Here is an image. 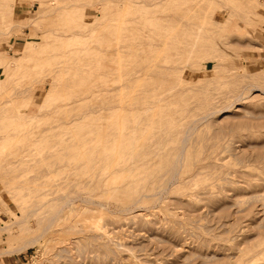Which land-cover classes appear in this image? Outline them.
<instances>
[{
    "label": "rangeland",
    "instance_id": "obj_1",
    "mask_svg": "<svg viewBox=\"0 0 264 264\" xmlns=\"http://www.w3.org/2000/svg\"><path fill=\"white\" fill-rule=\"evenodd\" d=\"M18 1L0 0V56L8 61L25 57L14 74L0 68V86L6 95L16 93L11 102L0 97V108H7L0 113V264H239L238 259L264 238L254 228L264 214V198L260 200L264 173L254 160L242 163L247 151H264V92L248 85L256 82L264 88V0H31V11L15 16ZM190 20L201 24L203 33L180 26ZM140 30H151L173 43L188 37L196 44L195 64L183 73L194 88L166 97L150 112L146 122L150 131L144 140L150 136L153 142H161L150 168L155 174L126 187L115 168L126 163L119 152L126 138L119 136V130L120 126L124 133L130 130V115L114 108L93 112L91 107L115 102L119 75L129 69L127 64L135 59L131 47L144 34ZM62 61L68 71L51 70ZM51 78L57 90L49 98ZM241 89L245 97L236 101ZM118 93L124 101L131 95L128 89ZM214 109L218 111L209 114ZM189 124L200 127L191 128L194 136L189 138L179 178L171 179L165 172L167 164ZM115 185L121 189L114 190ZM136 187L151 196L135 201L131 191ZM260 191L258 201L253 193ZM60 192L75 201L40 240L24 245L43 232L52 211L68 198L65 195L63 200ZM236 198L242 199L240 206L222 209ZM252 205L257 212L246 214ZM240 208L245 211H236ZM18 218L26 219L14 225L17 230L1 228ZM106 242L118 253L109 257ZM219 256L224 257L216 259ZM249 264H264V255Z\"/></svg>",
    "mask_w": 264,
    "mask_h": 264
},
{
    "label": "bare ground",
    "instance_id": "obj_2",
    "mask_svg": "<svg viewBox=\"0 0 264 264\" xmlns=\"http://www.w3.org/2000/svg\"><path fill=\"white\" fill-rule=\"evenodd\" d=\"M202 2V1H201ZM199 5V4H198ZM197 5V6H198ZM108 7V6H107ZM59 7H57L58 9ZM196 8V7H195ZM210 8V7H209ZM203 9V8H202ZM201 9V10H202ZM38 10V9H37ZM194 10V9H193ZM199 10V11H201ZM209 11V10H208ZM203 12V11H202ZM180 13V12H179ZM205 13H208V12H205ZM102 14L105 16L107 13L105 12H102ZM196 14V13H195ZM202 14V13H201ZM189 16V15H188ZM195 16V15H194ZM207 16V15H205ZM170 17V16H169ZM168 17V18H169ZM187 17V16H186ZM202 17V16H201ZM172 19V18H170ZM205 19V18H204ZM179 20V19H178ZM176 21V20H175ZM174 22V21H173ZM177 22V21H176ZM217 23V22H216ZM215 23V24H216ZM175 24V23H173ZM183 27V29H192V28H197L199 29L198 31V34L201 33L203 31V27L200 25H197V23H193L190 21H186L185 23H180ZM204 24V23H203ZM23 25V24H22ZM169 25V24H168ZM179 25V24H178ZM24 26V25H23ZM224 26V25H223ZM177 27V26H176ZM180 28V27H179ZM207 28V27H205ZM211 29H212V26H211ZM214 29V27H213ZM218 29V28H217ZM133 30V29H132ZM172 30V29H171ZM219 30V29H218ZM140 31H143L141 33H144L143 36L141 37H138V39L133 43L132 47H131V50L133 48V50L131 51L132 55H134L135 59L133 61H131L129 64L128 67L129 69H127L125 72L121 73L118 77L119 81H123V82H119V86H117L116 90L117 92L114 93L113 95V98L115 99V102L112 104V105H108L106 106L105 104H103L102 102L99 103L100 105L97 106V107H91V111H97L98 109H111V108H114V109H117L120 111V114H125V111L127 110L128 111V114L130 115V121H131V127H130V130L128 132H125L124 133V127H121L120 126V130H119V136H121L122 139L126 138L125 140V145L121 144L120 146V149H119V152L120 154L122 155V157H126V160H123L124 162H126L125 164H123L120 168L116 167L115 168V171H118L120 170V173L122 174L119 175V177L121 176V178L123 177V180H124V185H126V187L128 186H131L133 187L134 186V183H139L140 181H146L148 180L149 178L152 177V174H155L154 171L150 170L151 166L153 164H155L156 162V156L160 154V151H161V142L160 141H155L153 142L152 140L147 139V142L144 140L146 137H147V134L149 133V124H147L146 122L149 120L148 119V116L150 114V112L152 110H156V108L160 105V102L162 100H165L166 97L170 98V97H174V96H177V95H182L186 90L188 89H193L194 86L193 85H188L186 80H185V74L184 71H186V69L190 68L191 66H194L195 64V61L193 60L195 54L193 53L195 48H194V45H192V42L190 41V39H188V37L186 38L187 40H179L177 43H173V42H170V39L169 38H165V39H162V36H156L153 34V32L151 30H140ZM189 31V30H188ZM192 31V30H191ZM215 31V30H213ZM217 31V30H216ZM179 32V31H178ZM182 32V31H181ZM193 32V31H192ZM203 33V32H202ZM213 33H216V32H213ZM218 33V32H217ZM254 33V32H253ZM133 34V33H132ZM179 35V33H177ZM189 34V33H188ZM187 34V35H188ZM211 34V33H210ZM205 35V34H204ZM208 35V33L206 34ZM212 35V34H211ZM169 36V35H167ZM179 36H182V33L179 35ZM119 37V36H118ZM165 37V36H164ZM199 37V35H198ZM182 38V37H181ZM179 38V39H181ZM215 38V37H214ZM198 39V38H197ZM123 40V39H122ZM216 40V39H215ZM91 42V41H90ZM130 43V42H129ZM218 44V43H217ZM220 44V42H219ZM243 44V43H242ZM170 45H173L172 47ZM87 46V45H86ZM122 46V45H121ZM88 47V46H87ZM196 47V46H195ZM205 47V46H204ZM87 49V48H85ZM207 49V48H206ZM216 49V48H215ZM82 50V49H81ZM119 50V49H118ZM124 50V49H123ZM25 51V50H24ZM127 51V50H126ZM128 52V51H127ZM24 54H22L20 56V61H8V60H5L4 57H1L0 58V63H1V66L0 68H3V71L6 70L10 73H15L20 69V67H18L19 65V62H21L23 59H25V57L23 56ZM26 56V55H25ZM125 56V55H124ZM75 60L77 58H74ZM233 59V58H232ZM66 60V59H65ZM127 60V59H125ZM124 60V61H125ZM236 61V60H235ZM59 62V61H58ZM226 63V62H225ZM250 63L252 62H249L248 65L250 66ZM220 64V63H219ZM229 64V62H228ZM227 64V66H228ZM231 64V63H230ZM234 64V62H233ZM231 64V66L233 65ZM67 65V63H65V61H62V63H58L56 66H54L53 68H51L52 71H58V70H62V69H65V66ZM120 65H124V63H120ZM218 65V64H216ZM11 66L13 67L12 70H11ZM221 66V65H219ZM234 66V65H233ZM245 66V65H244ZM230 67V66H229ZM196 68V67H195ZM223 68V67H222ZM227 68V67H226ZM225 68V69H226ZM14 69V70H13ZM231 69V67H230ZM236 69V68H235ZM68 71V69H65ZM70 70V69H69ZM121 70V68H120ZM118 70V71H120ZM229 70V69H228ZM239 70V69H238ZM88 71V70H87ZM219 71H222V70H219ZM218 71V72H219ZM231 71V70H229ZM121 72V71H120ZM236 72V71H235ZM246 72V71H245ZM216 74V73H215ZM226 74V73H225ZM235 74V73H234ZM238 74V73H237ZM241 74V73H240ZM170 76H175L174 79L170 82L171 84L167 87H164V88H161V84H163L164 81H166L167 79H169ZM200 77V76H199ZM54 78V77H53ZM208 78V77H207ZM234 78V77H233ZM230 79V78H229ZM143 80H146L145 82H143ZM198 80V79H197ZM213 80V79H212ZM55 81V80H54ZM53 79L51 78L50 80V83H51V90L49 91V94H48V97L50 98V96H52L54 93H55V90H57V85H56V82H54ZM209 81V80H208ZM234 82V81H233ZM203 84V83H202ZM95 85V84H94ZM217 85V84H215ZM248 85H254L252 87L256 89V87H258L260 90H262V92H264V88L261 87L259 85V83H256V82H250ZM245 86V85H243ZM242 86V87H243ZM92 87V85H91ZM200 87H202L200 85ZM212 87H214L212 85ZM247 86H245L246 88ZM215 88V87H214ZM125 89H128L129 90V94L130 95V92H131V95L130 97L128 98L127 101H124L123 98L119 95L118 96V91L121 92ZM213 89V88H212ZM254 89V90H255ZM115 90V91H116ZM230 90V89H229ZM239 90V89H238ZM10 92V91H9ZM15 92V91H14ZM12 91V94L9 93V95H6V90L3 86H0V97H2V100L4 102H11V101H14V95L16 93H14ZM17 92V91H16ZM213 92V91H212ZM217 93V91H215ZM243 92L244 90L241 89V91L239 93H237V95L235 97H237L238 99L236 101H240V99H242L243 97H245L243 95ZM20 92L18 91L17 94H19ZM22 93V92H21ZM229 93V92H228ZM235 95V94H234ZM254 95V94H253ZM257 95V94H256ZM6 96V97H5ZM46 96V95H45ZM91 96V95H90ZM249 96V95H248ZM126 97V96H125ZM264 97V95H263ZM247 99H249V97H247ZM256 99V97H255ZM261 99V98H260ZM105 100V99H104ZM201 100V99H200ZM253 100V99H252ZM48 101V100H47ZM235 100H233V103L234 104L236 102ZM218 102V101H216ZM200 103V102H199ZM198 104V103H197ZM215 105V104H214ZM220 105V104H219ZM222 105V104H221ZM231 105V104H230ZM178 106V105H177ZM193 106V105H192ZM210 106V105H209ZM191 107V106H190ZM189 107V108H190ZM215 107V106H214ZM223 107V106H222ZM225 107V106H224ZM223 107V108H224ZM231 107V106H230ZM239 107V106H238ZM244 107V106H243ZM97 108V109H96ZM165 108V107H164ZM192 108V107H191ZM229 108V106H228ZM237 108V107H236ZM96 109V110H95ZM246 108H244L245 110ZM7 110V108H4L3 106L0 108V113L2 112H5ZM208 110V109H207ZM221 110V109H219ZM223 110V109H222ZM218 111L217 109H214L212 110L211 112H209V114L211 113H214ZM240 111V110H239ZM90 113V111H88ZM157 112V111H155ZM19 113V111H18ZM175 114V113H173ZM156 115V114H155ZM207 115V114H206ZM227 115V114H226ZM232 115V114H231ZM243 115V114H242ZM240 115V117L242 116ZM205 116V115H203ZM203 116H200V117H203ZM208 116V115H207ZM213 116V115H211ZM244 116V115H243ZM229 117V116H228ZM227 117V118H228ZM238 117V115H237ZM246 117V115H245ZM195 118V117H194ZM197 119V118H196ZM196 119H193V120H196ZM208 119V118H207ZM205 120H206V116H205ZM210 120V119H209ZM208 120V121H209ZM222 120V119H220ZM191 121V120H190ZM206 121V122H208ZM189 122V121H188ZM210 122V121H209ZM208 122V123H209ZM239 122V121H238ZM192 123V122H191ZM232 123V122H231ZM234 123V122H233ZM211 124V123H210ZM217 124V123H216ZM222 124V123H221ZM239 125V123H237ZM236 124V125H237ZM246 124V123H245ZM253 124V123H252ZM256 125L259 124V123H255ZM122 125V124H121ZM190 125V124H189ZM197 125V124H196ZM202 125V124H201ZM219 125V123H218ZM237 125V126H238ZM223 126V125H222ZM220 126V127H222ZM233 126V125H232ZM195 128L197 127H200L199 125H197V127L194 125ZM190 125V127L188 126V128L185 130V133L181 139V142L179 144H177L176 146V149H175V152H174V156L170 159V161L168 162L167 164V169H166V173L169 174V177H171V179H174V178H179L177 177L179 175V172H180V168L182 167V163H183V158L185 157V152H186V147L188 145V141H189V138L190 136H194L193 135V132L191 133V128H194ZM235 127V125H234ZM259 127V126H258ZM194 128V129H195ZM232 128V127H231ZM238 128V127H237ZM161 129V128H160ZM203 129V128H202ZM259 129V128H258ZM149 130V131H147ZM159 130V129H158ZM196 130V129H195ZM217 130H220L217 128ZM221 130H225L224 127L221 128ZM220 130V131H221ZM250 130V129H249ZM232 131V130H231ZM155 133V132H154ZM161 133V132H160ZM206 133V132H205ZM235 133H238V132H235ZM234 133V134H235ZM248 135V134H247ZM154 136V135H153ZM158 135H156L157 137ZM207 136H208V133H207ZM222 136V135H221ZM197 137V136H196ZM194 137V138H196ZM211 137V136H210ZM193 138V137H192ZM213 138V137H212ZM205 139V138H204ZM209 139V137H208ZM111 140V139H110ZM154 140V139H153ZM195 140V139H194ZM193 140V141H194ZM204 142V141H203ZM206 142V141H205ZM218 142V140H217ZM191 143V142H190ZM200 143V142H199ZM207 143H208V140H207ZM214 144V142H213ZM252 144V143H251ZM249 145V147H254V146H257V144H255L254 146L253 145ZM261 144V143H260ZM194 145V144H193ZM198 145V144H197ZM196 145V146H197ZM205 145V144H204ZM208 145V144H207ZM220 146V144H219ZM260 146V145H259ZM200 147V146H199ZM206 147V146H205ZM247 147V146H246ZM258 147V146H257ZM262 147H264V143L262 144ZM255 148V147H254ZM261 149V148H260ZM39 150V149H37ZM32 151V150H31ZM205 151V150H204ZM243 151V150H242ZM241 151V152H242ZM263 151V150H261ZM38 152V151H37ZM40 152V151H39ZM127 152L129 155H127ZM237 153V152H236ZM211 154V153H210ZM209 154V155H210ZM238 154V153H237ZM26 156V155H25ZM208 157V155L206 156ZM205 157V158H206ZM23 158V157H22ZM21 158V159H22ZM28 158L30 159V157L28 156ZM201 158V157H200ZM199 156L197 158H195V165L198 164V161H199ZM243 158V159H242ZM242 163L246 162V161H252L254 160L255 162L254 163H257L259 165V167L262 168V171L264 173V151L263 152H256L255 150L254 151H250V152H246L243 156H242ZM25 159V158H24ZM26 160H28L26 158ZM44 160V159H43ZM241 161V160H240ZM22 162V160H21ZM182 162V163H181ZM208 162H211V161H208ZM29 163V162H28ZM203 163V162H202ZM26 164V163H25ZM213 164V163H211ZM246 164V163H244ZM250 164V163H249ZM256 164V165H257ZM243 165V164H242ZM208 166V165H206ZM205 166V167H206ZM223 166V165H221ZM195 168V167H194ZM215 168V167H214ZM198 170V169H197ZM211 170V168L209 169ZM220 170V169H219ZM95 171V170H94ZM100 172V171H99ZM98 172V175H95L96 177L99 176V173ZM165 172L163 174H158L159 177H162ZM203 172V171H202ZM199 173V172H198ZM215 173V172H214ZM243 173V172H242ZM246 173V172H245ZM244 173V174H245ZM37 174V173H36ZM67 174V173H66ZM196 174V173H195ZM193 175V177L195 178L196 175ZM231 174V173H230ZM233 174V173H232ZM247 174V173H246ZM245 174V175H246ZM39 175V174H38ZM248 175V174H247ZM40 176V175H39ZM94 176V174H93ZM205 176V175H204ZM217 176V175H216ZM220 176V175H218ZM239 176V175H238ZM250 176H253L254 177V174L252 175L250 173ZM258 176V175H256ZM156 177H157V174H156ZM155 177V178H156ZM214 177V176H213ZM229 177V176H228ZM65 178V177H64ZM201 178V177H200ZM218 178V177H216ZM225 178V177H224ZM244 178V177H242ZM263 178V177H262ZM227 179V178H226ZM232 179V178H231ZM120 180V179H119ZM177 180V179H176ZM193 180V179H192ZM229 181V179H227ZM256 180V178H255ZM164 181V180H163ZM171 181V180H170ZM215 181V180H214ZM26 182V180H25ZM34 182V181H33ZM122 182V181H120ZM119 182V183H120ZM242 182V181H241ZM244 182V181H243ZM37 183V182H36ZM75 183V182H74ZM78 183V182H77ZM230 183V182H229ZM238 183V182H237ZM247 183V182H246ZM26 184V183H25ZM86 184V183H85ZM89 184V182H88ZM87 184V185H88ZM121 184V183H120ZM242 184V183H241ZM248 184V183H247ZM28 185V184H27ZM40 185V184H39ZM58 185V184H57ZM123 185V186H124ZM74 186V185H73ZM116 187H114L116 191H118L119 189H121V185H115ZM241 186V185H240ZM75 187V186H74ZM73 187V188H74ZM36 188V187H35ZM54 188H55V184H54ZM165 188V187H163ZM67 189V188H66ZM68 189H70L68 187ZM67 189V190H68ZM167 189V188H166ZM238 189V188H237ZM37 191H39L38 189H36ZM52 190V189H51ZM161 190V189H160ZM163 190V189H162ZM34 191V190H32ZM36 191V192H37ZM64 191V190H63ZM66 191V190H65ZM64 191V192H65ZM114 191V192H116ZM210 191V190H209ZM232 191V190H231ZM15 192V191H14ZM54 192V191H53ZM162 192V191H161ZM261 192V191H260ZM263 192V191H262ZM261 192V193H262ZM35 193V192H34ZM45 193V192H44ZM61 193V192H60ZM69 193V191H68ZM68 193H64L66 195V197H68L64 203L62 201V205L61 207H57V211L56 209H54V211H51L54 212L53 214H51L50 218L49 219V223H47V226L44 227L43 229V232L41 234H38L36 236H33L31 238H29L26 243V244H30V243H33V242H36L38 240H40V238H42V236L47 232V230L53 225V223H55V221L60 218L59 216L61 215L60 213L63 211V209H65V207H68L67 205L70 204V202H74L73 201V198L71 200L70 196L72 195H68ZM128 193V192H127ZM159 193V192H158ZM157 193V195H158ZM223 193V192H222ZM248 193V192H247ZM17 194V193H16ZM32 194V193H31ZM59 194V193H58ZM155 194V193H154ZM206 194V193H204ZM210 194V193H209ZM212 194V193H211ZM217 194V193H216ZM239 194V193H238ZM13 195V194H12ZM11 195V196H12ZM15 195V194H14ZM36 195H38L36 193ZM62 195V193H61ZM65 195H62V198L64 200L65 198ZM68 195V196H67ZM131 195L133 196L134 200L137 201L139 199H143V198H147L149 196H151L147 191H145V189L143 187H136V189L134 191H131ZM263 195L262 194H259L258 193H253V197L256 198L257 196H261ZM35 196V194H34ZM93 196V195H92ZM131 196V197H132ZM251 196V195H250ZM16 197V196H15ZM54 197V196H53ZM60 197V196H58ZM91 197V196H90ZM89 197V198H90ZM162 197V196H161ZM170 197V196H169ZM237 197V196H236ZM239 197H241L239 195ZM14 198V196H13ZM75 198V197H74ZM77 198V197H76ZM93 198V197H92ZM132 198V199H133ZM174 198V197H173ZM218 198V197H217ZM252 198V197H251ZM259 197H257L256 199H258ZM264 196H262L260 198V200L263 201ZM36 199V198H35ZM157 199V198H156ZM179 199V198H177ZM85 200V199H84ZM92 199H90L91 201ZM255 199L252 200L251 203H253ZM179 201V200H178ZM221 201V200H220ZM250 201V200H249ZM259 201V199H258ZM47 202V201H46ZM92 202V201H91ZM94 202V201H93ZM242 202V199L240 198H236V200H234V202L232 201L231 203H224V207L221 206V208L224 210V208H231L233 207L234 205H238L240 206V203ZM95 203V202H94ZM135 203V202H134ZM137 203V202H136ZM184 203V202H182ZM186 203V202H185ZM264 203V202H263ZM262 203V204H263ZM74 204V203H73ZM100 204V203H99ZM188 204V202L186 203V205ZM250 204V202H249ZM72 205V204H71ZM181 205V204H180ZM258 205V204H257ZM105 206V205H104ZM190 206V205H189ZM261 206V205H260ZM264 206V205H263ZM70 207V206H69ZM129 207V206H128ZM196 207V206H195ZM248 207V206H246ZM75 208V207H74ZM262 208V207H261ZM34 211H37V208L36 210L34 208H32ZM31 209V210H32ZM41 209V208H40ZM133 209V208H132ZM164 209V208H162ZM220 209V208H219ZM243 209V208H242ZM241 208L239 210H236V211H241L242 210ZM246 209V208H245ZM32 210V211H33ZM70 210V209H69ZM120 210V209H119ZM217 210V209H216ZM226 210V209H225ZM244 210V209H243ZM242 210V211H243ZM248 212H246V214H255V212H257V210H255L254 208V205H252L251 207H249V209H246ZM33 211V212H34ZM72 211V210H71ZM187 211V210H186ZM215 211V210H213ZM245 211V210H244ZM31 212V213H33ZM197 212V211H196ZM223 211H221L222 213ZM51 213V212H50ZM190 213V212H189ZM193 213V211H192ZM224 213V212H223ZM258 213H260L258 211ZM34 214V213H33ZM137 214V213H136ZM141 213H138L137 215L140 216ZM220 214V213H219ZM29 215V214H28ZM174 215V214H173ZM215 215V214H214ZM229 215V214H228ZM135 216V214H134ZM49 217V216H48ZM147 217V216H146ZM181 217V216H180ZM186 217V216H185ZM187 218V217H186ZM237 218V217H236ZM240 218V217H239ZM26 218H18V219H15L13 220V222H10V223H7V224H4L1 228L3 229H13L15 228V230H17L18 228L15 227V226H20L24 223ZM134 219V218H133ZM144 219V218H143ZM182 219V218H181ZM245 219V218H244ZM179 220V219H178ZM184 220V219H183ZM195 220V219H194ZM193 220V221H194ZM211 220V219H210ZM209 220V221H210ZM238 220V218L236 219ZM235 220V221H236ZM190 221V220H189ZM220 221V220H219ZM31 222V221H30ZM99 222V221H98ZM144 222V220H143ZM142 222V223H143ZM158 222V221H157ZM161 222V221H159ZM181 222V221H179ZM227 222V221H226ZM224 222V223H226ZM153 223V222H152ZM186 223V222H184ZM228 223V222H227ZM237 223V221H236ZM145 224V223H144ZM156 224V223H155ZM181 224V223H180ZM193 224V223H191ZM231 224V223H230ZM15 225V226H14ZM110 225V224H109ZM159 225V224H158ZM185 225V224H184ZM216 225V224H215ZM214 225V226H215ZM224 225V224H223ZM239 225V224H238ZM237 225V227H238ZM28 226V225H26ZM147 226V224H146ZM194 226V225H193ZM197 226V225H196ZM221 226V225H220ZM255 226V225H254ZM77 227V226H76ZM104 227V226H103ZM236 227V228H237ZM17 228V229H16ZM24 228V227H23ZM21 228V229H23ZM156 228V227H155ZM154 228V229H155ZM248 228V227H247ZM254 228H257V229H260L258 230V235H263L264 233V214H263V217H261V220L260 222H257L256 226ZM160 229V228H159ZM168 229V228H167ZM170 229V228H169ZM211 229V227H210ZM214 229V228H212ZM218 229V228H217ZM234 229V228H233ZM242 229V228H241ZM240 229V230H241ZM9 230V231H10ZM28 230V229H27ZM117 230V229H116ZM189 230V229H188ZM198 230V228L196 229ZM229 230V229H228ZM245 229H243L244 231ZM23 230H21L22 232ZM164 231V230H163ZM186 231V230H184ZM190 231V230H189ZM200 231V230H199ZM25 232V231H23ZM147 232V231H146ZM224 232H227L224 231ZM8 233V232H7ZM184 233V232H183ZM192 233V232H191ZM218 233V232H217ZM11 234V233H10ZM144 234V233H143ZM149 234V233H148ZM194 234V232L192 233ZM215 234V233H214ZM219 234V233H218ZM243 234V233H242ZM9 235V234H8ZM17 235V234H15ZM158 234L155 235V237L157 236ZM175 235V234H174ZM177 235V234H176ZM179 235V234H178ZM195 235V234H194ZM217 235V234H216ZM215 235V236H216ZM11 236V235H10ZM9 236V237H10ZM109 236V235H108ZM154 236V235H153ZM159 236V235H158ZM222 236V235H221ZM220 236V237H221ZM225 236V235H224ZM234 236V235H233ZM236 236V235H235ZM102 237V236H101ZM163 237V235H162ZM219 237V235H218ZM219 237V238H220ZM239 237V236H238ZM252 237V236H251ZM250 237V238H251ZM94 238V237H93ZM111 238V236H110ZM153 238V237H152ZM159 238L161 239V236H159ZM159 238H157L159 240ZM167 238V237H166ZM191 238V237H190ZM226 238V236H225ZM228 238V237H227ZM249 238V239H250ZM259 238V237H258ZM155 239V238H154ZM156 239V240H157ZM165 239V238H164ZM169 239V238H168ZM200 239V238H199ZM248 239V240H249ZM210 240V239H209ZM223 240V239H222ZM247 240V241H248ZM251 240V239H250ZM74 241V240H73ZM137 241V240H136ZM161 241V240H159ZM164 240L162 239V242ZM166 241V240H165ZM184 241V240H183ZM246 241V242H247ZM257 241V239H256ZM89 242V241H88ZM166 242H170L169 240H167ZM245 242V241H244ZM251 242V241H249ZM104 243V242H103ZM107 243V242H106ZM173 244H176L177 246V243L176 242H172ZM252 243V242H251ZM250 243V244H251ZM254 243V242H253ZM69 244V243H68ZM90 244V243H89ZM121 244V243H120ZM209 244V243H208ZM207 244V245H208ZM23 245V246H24ZM63 245V244H62ZM101 245V244H100ZM134 245V244H132ZM143 245V242L142 244H140V247ZM181 245V244H180ZM253 244H251L250 246H252ZM22 246V247H23ZM104 246V245H103ZM163 246V245H162ZM172 246V244H171ZM174 246V245H173ZM175 246V247H176ZM22 247H20L19 249H21ZM178 247V246H177ZM176 247V248H177ZM180 247V246H179ZM242 247V246H241ZM65 248V247H64ZM127 248V247H126ZM125 248V249H126ZM167 248V247H166ZM186 248V247H185ZM18 249V248H17ZM18 249V250H19ZM63 249V247H62ZM132 249V248H131ZM145 249V248H144ZM193 249V248H192ZM64 250V249H63ZM67 250V249H66ZM85 250V249H84ZM88 250V249H87ZM168 250V249H167ZM241 250V248H240ZM65 251V250H64ZM94 252V251H92ZM105 252L109 253V257H110V254H113L115 255L116 253V250L114 249V247H112L111 244H106L105 245ZM104 252V253H105ZM161 252V251H160ZM87 253V252H86ZM96 253V252H95ZM103 253V254H104ZM106 253V254H107ZM175 253V252H173ZM192 253L194 254L195 252L192 251ZM197 253V252H196ZM200 253V252H199ZM172 254V253H171ZM187 254V253H186ZM190 254V253H189ZM188 254V256H189ZM203 254V253H201ZM200 254V255H201ZM213 254V253H212ZM227 254V253H226ZM239 254V253H238ZM264 255V238L262 240H259L256 244H254V246H252L250 248V250L247 252L246 256H242L238 259V262L239 264H249L250 262L254 261L256 259V257H258L259 255ZM197 255V254H194V256ZM220 255V254H218ZM218 255H216V257H218ZM224 255V254H222ZM232 255V254H231ZM236 255V254H235ZM245 255V254H244ZM102 256V254H101ZM108 254L106 255L105 258H107ZM119 256V255H118ZM187 256V257H188ZM205 256V255H204ZM209 256V255H208ZM211 256V255H210ZM215 256V254H214ZM213 256V257H214ZM228 256V255H227ZM238 256V255H236ZM235 256V257H236ZM176 257V255H175ZM196 257V256H195ZM206 257V256H205ZM212 257V256H211ZM212 257V258H213ZM224 256H219V258H216V259H221L223 258ZM126 258V257H125ZM188 258H191V257H188ZM187 258V259H188ZM215 258V257H214ZM194 259V258H193ZM197 259V257H196ZM194 259V260H196ZM184 260V259H183ZM186 260V258H185ZM194 260H192V263L194 262ZM210 260V259H209ZM121 261V260H120ZM201 261V260H200ZM213 261H215L213 259ZM226 261V260H225ZM140 262V261H139ZM149 262V261H148ZM186 261H184L185 263ZM189 262V261H187ZM202 262V261H201ZM207 262H208V259H207ZM206 262V263H207ZM222 262V261H221ZM205 263V262H204ZM210 263H212L210 261ZM230 263V262H229ZM123 264V263H122ZM178 264V263H177ZM182 264V263H180ZM187 264V263H186Z\"/></svg>",
    "mask_w": 264,
    "mask_h": 264
},
{
    "label": "crops",
    "instance_id": "obj_3",
    "mask_svg": "<svg viewBox=\"0 0 264 264\" xmlns=\"http://www.w3.org/2000/svg\"><path fill=\"white\" fill-rule=\"evenodd\" d=\"M21 1V0H19ZM14 4V14L15 16H23L28 14L29 11L33 8L34 4H32L31 0L21 1ZM13 3L9 2V5Z\"/></svg>",
    "mask_w": 264,
    "mask_h": 264
}]
</instances>
